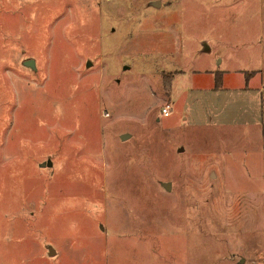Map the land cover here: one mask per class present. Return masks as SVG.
Wrapping results in <instances>:
<instances>
[{"label": "rangeland", "instance_id": "rangeland-1", "mask_svg": "<svg viewBox=\"0 0 264 264\" xmlns=\"http://www.w3.org/2000/svg\"><path fill=\"white\" fill-rule=\"evenodd\" d=\"M95 1L0 0V264H264V0Z\"/></svg>", "mask_w": 264, "mask_h": 264}, {"label": "water", "instance_id": "water-1", "mask_svg": "<svg viewBox=\"0 0 264 264\" xmlns=\"http://www.w3.org/2000/svg\"><path fill=\"white\" fill-rule=\"evenodd\" d=\"M153 5H160L159 3L157 4H153ZM90 63V62H89ZM90 64H88V66H89ZM24 66L25 67H27V68H30V69H32V70H36V65H35V62H34V60H27V61H25L24 62ZM129 137V135H123L122 137H121V140L122 141H124V140H126L127 138ZM42 168H44V167H51L52 166V162L51 161H48L47 163H42L41 165H40ZM162 186H163V188H165L167 191H170V189H171V184L170 183H163L162 184Z\"/></svg>", "mask_w": 264, "mask_h": 264}, {"label": "crops", "instance_id": "crops-1", "mask_svg": "<svg viewBox=\"0 0 264 264\" xmlns=\"http://www.w3.org/2000/svg\"><path fill=\"white\" fill-rule=\"evenodd\" d=\"M46 1H57V2H59V3H63V4H69V3H71V4H73V3H77V2H79V3H81L82 4V7L84 8V5L86 4V7L88 6V5H92L94 8L97 6L96 5V1L94 0V2H91L90 0H89V2L90 3H84V2H86V1H88V0H46ZM81 7V6H80ZM81 7V8H82ZM223 78H226L225 76L223 77ZM225 260L226 261H231L232 259H230V258H225Z\"/></svg>", "mask_w": 264, "mask_h": 264}, {"label": "built area", "instance_id": "built-area-1", "mask_svg": "<svg viewBox=\"0 0 264 264\" xmlns=\"http://www.w3.org/2000/svg\"><path fill=\"white\" fill-rule=\"evenodd\" d=\"M171 112H172V106L166 104L164 107L161 108L160 115L167 118L170 117Z\"/></svg>", "mask_w": 264, "mask_h": 264}, {"label": "trees", "instance_id": "trees-1", "mask_svg": "<svg viewBox=\"0 0 264 264\" xmlns=\"http://www.w3.org/2000/svg\"><path fill=\"white\" fill-rule=\"evenodd\" d=\"M217 83H219L218 79H217Z\"/></svg>", "mask_w": 264, "mask_h": 264}]
</instances>
